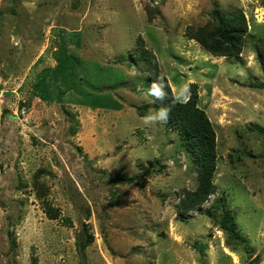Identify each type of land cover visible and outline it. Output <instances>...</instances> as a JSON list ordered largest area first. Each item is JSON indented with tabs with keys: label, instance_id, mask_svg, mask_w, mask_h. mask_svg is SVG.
<instances>
[{
	"label": "rangeland",
	"instance_id": "1",
	"mask_svg": "<svg viewBox=\"0 0 264 264\" xmlns=\"http://www.w3.org/2000/svg\"><path fill=\"white\" fill-rule=\"evenodd\" d=\"M215 8L244 15L236 56L185 33ZM140 44L214 129L213 191L189 211L195 159ZM261 52L264 0H0V264H264Z\"/></svg>",
	"mask_w": 264,
	"mask_h": 264
},
{
	"label": "trees",
	"instance_id": "2",
	"mask_svg": "<svg viewBox=\"0 0 264 264\" xmlns=\"http://www.w3.org/2000/svg\"><path fill=\"white\" fill-rule=\"evenodd\" d=\"M214 11L215 25L211 29L188 27L185 30L186 35L198 40L213 55L228 57L238 55L247 31L244 15L240 10L231 16L224 15L218 8ZM136 54L146 65V84L152 83L154 86L156 92L154 106L159 110L160 124L174 128L182 147L195 159L196 186L193 190L184 192L180 204L182 211H189L202 203L213 191L212 178L216 165L213 126L204 110L196 106L195 96L184 102L174 98L165 76L159 74L155 60L149 59L148 51L142 44L135 51ZM261 57L264 60L262 52ZM142 107H147V104ZM223 202L222 199L218 204L223 205ZM221 225L232 229V215L226 208L222 209ZM84 246V243H81V247Z\"/></svg>",
	"mask_w": 264,
	"mask_h": 264
}]
</instances>
